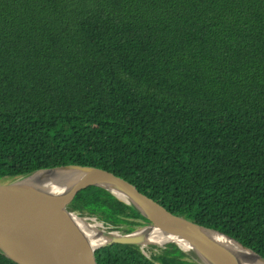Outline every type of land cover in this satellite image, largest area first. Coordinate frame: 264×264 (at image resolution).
Wrapping results in <instances>:
<instances>
[{"label": "trees", "instance_id": "16d2710c", "mask_svg": "<svg viewBox=\"0 0 264 264\" xmlns=\"http://www.w3.org/2000/svg\"><path fill=\"white\" fill-rule=\"evenodd\" d=\"M67 165L264 256V0H0V180ZM71 207L112 231L148 224L102 188ZM97 260L201 264L176 245Z\"/></svg>", "mask_w": 264, "mask_h": 264}, {"label": "water", "instance_id": "95a60500", "mask_svg": "<svg viewBox=\"0 0 264 264\" xmlns=\"http://www.w3.org/2000/svg\"><path fill=\"white\" fill-rule=\"evenodd\" d=\"M73 171L69 179L34 181L41 172ZM97 187L135 207L148 224L129 233L106 229L95 218L81 216L71 207L85 190ZM155 228L168 239L146 243ZM114 235L108 241L99 231ZM123 244L176 245L193 253L201 264H264V256L238 240L196 224L167 210L137 186L107 170L67 165L37 171L18 180H0V251L17 264H99L97 251ZM181 246H187L184 249Z\"/></svg>", "mask_w": 264, "mask_h": 264}, {"label": "bare ground", "instance_id": "6f19581e", "mask_svg": "<svg viewBox=\"0 0 264 264\" xmlns=\"http://www.w3.org/2000/svg\"><path fill=\"white\" fill-rule=\"evenodd\" d=\"M76 174L73 173V171H55V172H41L38 173L33 180L34 181H47L49 179H69V177H74ZM104 231H99L98 236L99 238L101 237L102 241H108L114 237V235L108 234V233H103ZM148 234L149 236L146 237V243L152 242V243H158V242H163L167 240L168 238L158 231L155 228H148L140 232V235L144 237V235ZM162 244V243H158ZM184 249H188L186 246H181Z\"/></svg>", "mask_w": 264, "mask_h": 264}, {"label": "rangeland", "instance_id": "374dc122", "mask_svg": "<svg viewBox=\"0 0 264 264\" xmlns=\"http://www.w3.org/2000/svg\"><path fill=\"white\" fill-rule=\"evenodd\" d=\"M103 225V224H102ZM105 227V226H104ZM154 247H160V248H164L165 246H156V245H149L147 247L144 248V250H146V255L150 256L153 253H157L158 249L154 248ZM154 248V249H151Z\"/></svg>", "mask_w": 264, "mask_h": 264}, {"label": "flooded vegetation", "instance_id": "af4514ba", "mask_svg": "<svg viewBox=\"0 0 264 264\" xmlns=\"http://www.w3.org/2000/svg\"><path fill=\"white\" fill-rule=\"evenodd\" d=\"M154 248H156V249H158V252H160V247H154ZM154 248H151V249H154ZM164 248H166V246L164 247ZM164 248H162V249H164ZM143 250V253L146 255V250H144V249H142ZM183 251V250H182ZM185 252V251H184ZM186 253H190V252H186ZM154 254V253H153ZM152 255V254H151ZM148 256V255H147Z\"/></svg>", "mask_w": 264, "mask_h": 264}]
</instances>
